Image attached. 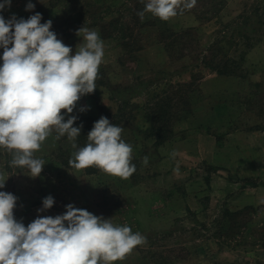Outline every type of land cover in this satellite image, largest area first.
Wrapping results in <instances>:
<instances>
[{"label": "rangeland", "instance_id": "rangeland-1", "mask_svg": "<svg viewBox=\"0 0 264 264\" xmlns=\"http://www.w3.org/2000/svg\"><path fill=\"white\" fill-rule=\"evenodd\" d=\"M69 1L11 0L0 15L26 20L40 13L73 53L83 42L77 30L99 33L105 55L97 88L70 115L76 122L104 116L122 127L136 171L124 180L95 166L73 169L75 150L56 134L35 153L45 161L35 178L7 166L11 156L0 149L7 178L0 191L17 197L15 219L26 227L72 204L146 237L113 264H264V0H224L217 13L201 11L206 18L179 13L154 26L135 25L133 48L92 26L84 0ZM29 2L35 7L26 11ZM202 4L196 0L192 8ZM84 9L78 21L69 16ZM123 15L133 25L131 14ZM47 196L53 206L38 212Z\"/></svg>", "mask_w": 264, "mask_h": 264}, {"label": "clouds", "instance_id": "clouds-1", "mask_svg": "<svg viewBox=\"0 0 264 264\" xmlns=\"http://www.w3.org/2000/svg\"><path fill=\"white\" fill-rule=\"evenodd\" d=\"M195 2L147 0L138 16L143 20L150 13L167 22ZM10 5L11 0H3L0 11ZM34 7L29 2L25 10ZM41 19L40 13L26 20L15 15L5 20L0 15V149L11 156V166L26 169L35 178L45 164L35 153L55 133L54 139L66 136L75 150L68 161L73 169L95 166L105 174L129 179L136 166L132 146L122 139L123 128L101 116L87 134L85 145L78 147L81 127L73 126L77 117L70 115L80 98L97 88L105 55L103 40L96 30L82 27L76 35L83 42L73 53L50 30L52 21L41 23ZM142 162L146 165L148 157ZM175 170L179 171L178 165ZM6 179L0 172V189ZM16 201L12 193L0 191V264H113L147 242L140 232L72 204L64 214L38 216L25 227L14 217ZM53 204L54 199L47 196L37 211Z\"/></svg>", "mask_w": 264, "mask_h": 264}, {"label": "trees", "instance_id": "trees-1", "mask_svg": "<svg viewBox=\"0 0 264 264\" xmlns=\"http://www.w3.org/2000/svg\"><path fill=\"white\" fill-rule=\"evenodd\" d=\"M56 1H59V0H56ZM84 1L86 2V9H92V12L90 14L91 20H94V22L92 23V26H95V27L97 26L101 28V30H104L102 31L104 33L107 32L106 34L107 38H119L124 48L126 47L133 48V45L135 42V37L133 34V26L137 25L139 28L140 27L144 28L145 26H154L158 22L157 21L158 18L154 17L152 19V16L150 13H145L143 20H141V18L138 16V13L144 10V6L147 0H112L111 3H116L114 6H112L111 3L109 5H105L104 3H101L102 0H97V2H93V4H90L89 2L90 0H84ZM204 1L206 3H204ZM202 3H203L202 9H198V8L184 9L182 12H178V14L179 13H183V14L192 13L198 19H202V18H206L205 15H207L211 10L217 13L222 7L225 6L224 0H202ZM117 5L118 7L116 8ZM86 9L82 10V13H79V14L75 13L72 16L71 15L69 16L72 18H75L78 21L80 17L87 15ZM204 9H207L206 10L207 14H203ZM123 11H127L129 14H131V17H133L134 19L133 25H130L129 22H124V21L122 22V19H123L122 16H124ZM116 14L118 15L116 16ZM107 15H111L110 17L112 18V20H110L109 22L104 19ZM212 15H210L209 17H211ZM97 17L100 18L99 20L102 22H100L99 20L96 21L95 19ZM87 21H90V19L83 20V24L87 25L88 24ZM74 23L75 21L72 24ZM109 31H111L112 34L117 31L119 35H117L116 37L112 36V34ZM136 44H138V41ZM230 72L232 71L230 70ZM99 118L100 117H96V118L88 117V118L79 120L78 122L75 123V127H81L80 136L76 140L78 146L83 147L85 145V143L87 142L86 141L87 134L92 129L94 122H96ZM9 163L10 162H8L7 166L9 165ZM17 169L18 171H21V168H17ZM90 172L92 173L94 172V170H90L88 173Z\"/></svg>", "mask_w": 264, "mask_h": 264}, {"label": "crops", "instance_id": "crops-1", "mask_svg": "<svg viewBox=\"0 0 264 264\" xmlns=\"http://www.w3.org/2000/svg\"><path fill=\"white\" fill-rule=\"evenodd\" d=\"M187 14H191V13H187ZM194 16V15H193ZM62 38V37H61ZM76 122V121H75ZM53 135H55V133H53ZM1 151H2V149H1ZM21 170H22V168H21Z\"/></svg>", "mask_w": 264, "mask_h": 264}]
</instances>
